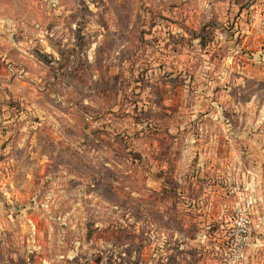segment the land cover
I'll use <instances>...</instances> for the list:
<instances>
[{
	"label": "rangeland",
	"instance_id": "1",
	"mask_svg": "<svg viewBox=\"0 0 264 264\" xmlns=\"http://www.w3.org/2000/svg\"><path fill=\"white\" fill-rule=\"evenodd\" d=\"M247 1L0 0V264H264Z\"/></svg>",
	"mask_w": 264,
	"mask_h": 264
},
{
	"label": "built area",
	"instance_id": "2",
	"mask_svg": "<svg viewBox=\"0 0 264 264\" xmlns=\"http://www.w3.org/2000/svg\"><path fill=\"white\" fill-rule=\"evenodd\" d=\"M248 7L251 17V35L255 39V49L253 56L257 59L258 63H264V0H248ZM242 206L235 207V228L236 235L233 248L239 256L243 252L246 237L248 234L249 215L252 208L251 199H242Z\"/></svg>",
	"mask_w": 264,
	"mask_h": 264
},
{
	"label": "crops",
	"instance_id": "3",
	"mask_svg": "<svg viewBox=\"0 0 264 264\" xmlns=\"http://www.w3.org/2000/svg\"><path fill=\"white\" fill-rule=\"evenodd\" d=\"M251 31H252L251 28H250L249 30L246 31V33L248 34V35L246 36V38H248L249 36H250V39L253 38V36L251 35Z\"/></svg>",
	"mask_w": 264,
	"mask_h": 264
}]
</instances>
